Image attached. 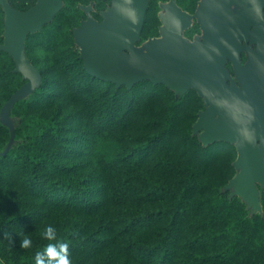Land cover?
<instances>
[{"label":"trees","instance_id":"1","mask_svg":"<svg viewBox=\"0 0 264 264\" xmlns=\"http://www.w3.org/2000/svg\"><path fill=\"white\" fill-rule=\"evenodd\" d=\"M7 1L22 10L36 3ZM92 1L102 20L111 0H64L27 37L42 83L10 111L15 140L6 153L12 132L1 111L28 79L1 48L0 3V264H35L36 252L58 240L71 264H264V187L262 212L225 189L237 147L204 145L194 132L203 97L151 80L118 86L86 69L74 29ZM166 1L149 0L141 40L160 35ZM199 1L177 3L194 13ZM200 30L195 22L188 33ZM38 48L47 52L42 65ZM25 235L32 243L21 248Z\"/></svg>","mask_w":264,"mask_h":264},{"label":"water","instance_id":"2","mask_svg":"<svg viewBox=\"0 0 264 264\" xmlns=\"http://www.w3.org/2000/svg\"><path fill=\"white\" fill-rule=\"evenodd\" d=\"M0 3L6 13L1 48L14 57L16 69L28 79L1 111L2 121L12 132L6 153L15 140L10 111L42 83L41 70L27 56L26 39L54 19L64 0H36L26 10L7 0ZM148 6L149 0H111L101 11L102 20L93 16L92 5L82 6L87 19L74 29V35L86 69L129 88L145 80L166 84L180 94L194 88L205 104L194 124L199 139L204 145L225 141L237 147V173L225 189H232L253 212H262L264 0H200L194 13L184 10L177 0L161 2L160 35L140 46ZM192 17L203 35L189 39L183 33L192 26Z\"/></svg>","mask_w":264,"mask_h":264},{"label":"clouds","instance_id":"3","mask_svg":"<svg viewBox=\"0 0 264 264\" xmlns=\"http://www.w3.org/2000/svg\"><path fill=\"white\" fill-rule=\"evenodd\" d=\"M43 235L49 240H53L56 237L55 230L51 225L46 226ZM31 243L30 237L25 235L20 240V247L28 248ZM35 264H71L68 243L58 240L55 244H48L43 251H37Z\"/></svg>","mask_w":264,"mask_h":264},{"label":"rangeland","instance_id":"4","mask_svg":"<svg viewBox=\"0 0 264 264\" xmlns=\"http://www.w3.org/2000/svg\"><path fill=\"white\" fill-rule=\"evenodd\" d=\"M93 4H94V1H92V2L90 3V5H92V6H93V10H95ZM160 7H161V6H160ZM162 10H163V8L161 7V10H160V11H162ZM160 11H159V12H160ZM191 21H192V26H193V24H194L195 22H197V19H196L195 17H192ZM192 26H191V27H192ZM191 27L186 28V29L184 30L183 35H184L185 37H188L189 39H193L196 35H200V36L203 35L202 30H200L199 32L195 33L193 37H190L188 31H189V29H190ZM144 43H145V40H141V39H140V41L138 42V45L141 46V45H143ZM35 54H37V55L39 56V58L41 59V62H40L39 64L42 65V64L44 63V61L46 60V58H47V52H46L44 49H42V48H38V49L36 50ZM259 186H261V185H259ZM261 187H263V186H261ZM250 208L253 210V207H250Z\"/></svg>","mask_w":264,"mask_h":264},{"label":"flooded vegetation","instance_id":"5","mask_svg":"<svg viewBox=\"0 0 264 264\" xmlns=\"http://www.w3.org/2000/svg\"><path fill=\"white\" fill-rule=\"evenodd\" d=\"M243 55L246 57V53H245V52L242 53V56H243Z\"/></svg>","mask_w":264,"mask_h":264}]
</instances>
